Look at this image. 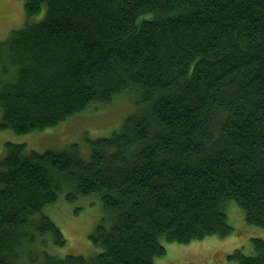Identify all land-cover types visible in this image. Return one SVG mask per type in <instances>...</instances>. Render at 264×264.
<instances>
[{
  "label": "trees",
  "instance_id": "1",
  "mask_svg": "<svg viewBox=\"0 0 264 264\" xmlns=\"http://www.w3.org/2000/svg\"><path fill=\"white\" fill-rule=\"evenodd\" d=\"M23 9L22 27L0 41V131L40 132L131 92L134 111L118 131L85 138L87 159L77 143L44 152L5 143L0 264H154L164 242L229 235L230 201L264 228V0H23ZM61 194L99 197L109 227L102 219L89 236L94 257L44 249L48 236L66 243L43 214ZM250 241L253 254L235 249L228 260L264 264V239Z\"/></svg>",
  "mask_w": 264,
  "mask_h": 264
},
{
  "label": "rangeland",
  "instance_id": "2",
  "mask_svg": "<svg viewBox=\"0 0 264 264\" xmlns=\"http://www.w3.org/2000/svg\"><path fill=\"white\" fill-rule=\"evenodd\" d=\"M42 14L43 11L34 19H38ZM24 19L23 0H0V41L7 39L11 30L22 27ZM127 94L117 100L119 102L115 101L107 105L108 108L98 114L92 111L80 113L68 123H61L40 132L17 135L8 130L0 131V160L6 153V142L22 143L29 150L37 152L64 150L71 144L77 143L82 157L87 159L89 152L85 138L108 136L118 131L123 120L134 111L132 106L128 113L129 102L133 105L131 99L134 95L132 92ZM61 125L65 129H60ZM43 214L49 216L60 228L66 240L65 245L60 247L53 245L49 236L45 237L47 243L44 249L48 253L59 258L66 255L92 258L100 252V249L89 240V236L102 219H105V226L109 227L99 197L92 195L68 201L65 195L61 194L53 205L43 210ZM226 215L227 222L232 227L229 235L224 238L210 235L189 244L164 242L166 253L156 257L154 264H233L227 256L235 249H242L245 255L253 254L254 249L250 240L253 237L264 239V228L247 224L242 209L232 201L226 208Z\"/></svg>",
  "mask_w": 264,
  "mask_h": 264
}]
</instances>
